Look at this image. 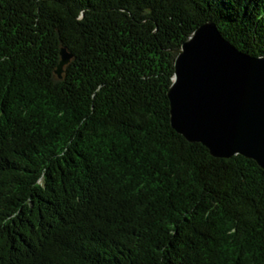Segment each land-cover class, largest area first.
<instances>
[{
	"label": "trees",
	"instance_id": "obj_1",
	"mask_svg": "<svg viewBox=\"0 0 264 264\" xmlns=\"http://www.w3.org/2000/svg\"><path fill=\"white\" fill-rule=\"evenodd\" d=\"M208 21L264 56V0H0V264H264V169L171 123Z\"/></svg>",
	"mask_w": 264,
	"mask_h": 264
},
{
	"label": "water",
	"instance_id": "obj_2",
	"mask_svg": "<svg viewBox=\"0 0 264 264\" xmlns=\"http://www.w3.org/2000/svg\"><path fill=\"white\" fill-rule=\"evenodd\" d=\"M60 57L59 77L73 54L62 46ZM168 97L172 126L189 141L264 169V56L241 51L205 22L178 50Z\"/></svg>",
	"mask_w": 264,
	"mask_h": 264
}]
</instances>
